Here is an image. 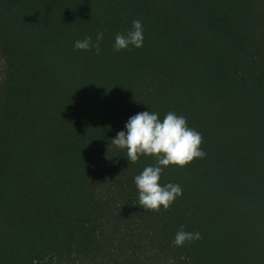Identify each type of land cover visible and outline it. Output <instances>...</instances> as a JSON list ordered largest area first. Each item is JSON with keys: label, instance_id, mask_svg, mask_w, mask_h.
Segmentation results:
<instances>
[{"label": "trees", "instance_id": "obj_1", "mask_svg": "<svg viewBox=\"0 0 264 264\" xmlns=\"http://www.w3.org/2000/svg\"><path fill=\"white\" fill-rule=\"evenodd\" d=\"M0 56V264H264V0H0ZM146 110L202 135L167 210L110 143Z\"/></svg>", "mask_w": 264, "mask_h": 264}, {"label": "clouds", "instance_id": "obj_2", "mask_svg": "<svg viewBox=\"0 0 264 264\" xmlns=\"http://www.w3.org/2000/svg\"><path fill=\"white\" fill-rule=\"evenodd\" d=\"M103 32H98L96 41L92 37L76 40L74 48L89 51L93 47L100 49ZM144 42L143 25L140 20L132 21L127 34L117 33L114 50L127 49L130 45L142 47ZM110 143L119 149H126L129 164L135 163L141 155L154 156L156 164L147 166L134 178L138 190V204L145 211H159L161 207L167 210L183 194L179 184L167 183L161 185V174L169 165L185 166L194 158L203 157L201 150L202 135L188 126L184 116L175 112L167 113L161 120L159 113L143 111L131 116L125 124V129L119 131ZM199 232L185 231L183 226L175 234L172 243L182 247L186 241L199 240Z\"/></svg>", "mask_w": 264, "mask_h": 264}, {"label": "rangeland", "instance_id": "obj_3", "mask_svg": "<svg viewBox=\"0 0 264 264\" xmlns=\"http://www.w3.org/2000/svg\"><path fill=\"white\" fill-rule=\"evenodd\" d=\"M3 70H4V62H3L2 57L0 56V81H1L2 76H3Z\"/></svg>", "mask_w": 264, "mask_h": 264}]
</instances>
